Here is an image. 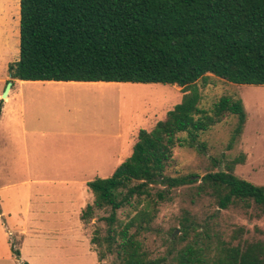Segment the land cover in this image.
Listing matches in <instances>:
<instances>
[{
	"label": "rangeland",
	"instance_id": "374dc122",
	"mask_svg": "<svg viewBox=\"0 0 264 264\" xmlns=\"http://www.w3.org/2000/svg\"><path fill=\"white\" fill-rule=\"evenodd\" d=\"M18 14L19 0H0V99L5 101L0 111V264L118 263L101 218L109 208L87 222L80 219L93 200L86 183L109 176L130 155L137 132L164 119L190 89L160 82L17 80L6 100L1 96L9 81L7 63L19 58ZM54 86L57 91L49 92ZM195 87L200 106L208 110L221 96L240 97L246 122L231 147L233 115L200 135L204 151L173 148L166 173L196 174V182L170 189L152 183V200L141 197L117 210L120 224L138 210L152 216L146 230H129L136 233L145 264H177L188 246L200 248L204 264H212L236 245L264 244V207L245 200L220 208L197 188L204 173L217 170L212 158L222 168L240 155L244 160L234 164L233 173L264 185V85L210 75Z\"/></svg>",
	"mask_w": 264,
	"mask_h": 264
},
{
	"label": "trees",
	"instance_id": "16d2710c",
	"mask_svg": "<svg viewBox=\"0 0 264 264\" xmlns=\"http://www.w3.org/2000/svg\"><path fill=\"white\" fill-rule=\"evenodd\" d=\"M18 46L19 58L7 63L11 79L160 82L190 89L164 119L137 132L130 155L109 176L86 183L93 200L80 219L87 222L109 208L101 218L108 226L107 242L116 249L113 264H145L136 233L129 230H146L152 216L138 210L120 224L116 212L141 197L152 200V183L170 189L196 182V174L166 173L173 148L204 151L200 135L228 115L236 124L227 146L237 141L246 122L242 99L221 96L208 110L200 106L195 83L213 75L264 85V0H19ZM243 160L240 155L220 168L212 158L217 170L204 173L197 188L220 208L245 200L264 207V185L233 173ZM200 251L188 246L177 264H204ZM212 264H264V244L236 245Z\"/></svg>",
	"mask_w": 264,
	"mask_h": 264
},
{
	"label": "crops",
	"instance_id": "0c3cea01",
	"mask_svg": "<svg viewBox=\"0 0 264 264\" xmlns=\"http://www.w3.org/2000/svg\"><path fill=\"white\" fill-rule=\"evenodd\" d=\"M18 16H19V14H18ZM19 22V21H18ZM18 35H19V27H18ZM19 50V49H18ZM8 79H11L10 77H8ZM15 81H17V79H11V86H10V88L13 86V83L15 82ZM19 82H22V81H50V82H53V81H55V80H18ZM57 82H60V81H57ZM67 82H73V81H67ZM78 82H83V81H78ZM86 82H92L91 84H94V83H96V82H102V81H86ZM5 83V82H4ZM10 88L8 89V91H7V94H6V100L9 98L8 97V93H9V90H10ZM48 89H49V92H55V91H57V89H58V87L57 86H54V87H48ZM41 91H46V87L45 88H43V90H41ZM16 94H18V92H15L14 93V95H16ZM4 103H5V101H2V103H1V107H0V111L3 109V105H4ZM15 107L14 108H16V110L18 111V110H20V108H21V104H18V103H15V105H14ZM135 140H136V137H135ZM135 140H134V142H135ZM134 144V143H133ZM133 146V145H132ZM10 233V232H9Z\"/></svg>",
	"mask_w": 264,
	"mask_h": 264
},
{
	"label": "water",
	"instance_id": "95a60500",
	"mask_svg": "<svg viewBox=\"0 0 264 264\" xmlns=\"http://www.w3.org/2000/svg\"><path fill=\"white\" fill-rule=\"evenodd\" d=\"M10 86H11V81L9 80L8 83L6 84V87L4 89L3 95L1 96L2 98L6 97L7 91L10 88ZM158 180H159V178H158Z\"/></svg>",
	"mask_w": 264,
	"mask_h": 264
}]
</instances>
